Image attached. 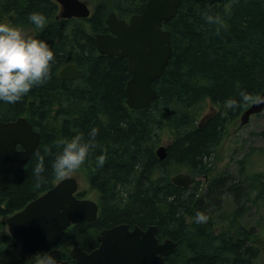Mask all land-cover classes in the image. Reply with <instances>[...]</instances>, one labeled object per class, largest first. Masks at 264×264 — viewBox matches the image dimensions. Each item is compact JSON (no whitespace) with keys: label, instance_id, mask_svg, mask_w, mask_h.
I'll return each mask as SVG.
<instances>
[{"label":"trees","instance_id":"obj_1","mask_svg":"<svg viewBox=\"0 0 264 264\" xmlns=\"http://www.w3.org/2000/svg\"><path fill=\"white\" fill-rule=\"evenodd\" d=\"M140 3L96 0L88 17L61 18L54 0H0V23L32 29V37L45 41L55 57L45 84L18 103L0 101V120L24 116L39 133L22 170L11 172L0 188V264H35L36 256L20 253L19 242L5 230V218L55 183L51 165L60 151L55 141L71 139L77 131L87 139L92 127L99 129L97 147L82 168L98 214L65 229L57 244L62 259L72 261L73 246L86 252L96 248L99 230L119 223L141 229L155 225L159 241L175 243L166 264H254L264 254V226L257 231L239 222L248 209L264 207V171H222L205 185L194 180L187 187L170 180L180 171L205 174L227 128L249 105L233 111L225 102L239 101L241 90L258 96L264 89V0H181L163 24L171 53L152 82L156 96L145 108L131 109L125 103L126 59L98 53L94 34L106 30L110 12L128 17L140 11ZM205 11L219 15L223 24L206 22ZM31 12L45 16L43 27L28 19ZM69 62L83 71L81 77L57 76ZM207 101L212 109L201 116ZM160 144L165 145L161 159L155 154ZM36 151L45 166L39 186L33 175ZM99 155L107 157L103 167H97ZM85 196V190L76 192ZM197 211L208 217L206 222H197Z\"/></svg>","mask_w":264,"mask_h":264},{"label":"water","instance_id":"obj_2","mask_svg":"<svg viewBox=\"0 0 264 264\" xmlns=\"http://www.w3.org/2000/svg\"><path fill=\"white\" fill-rule=\"evenodd\" d=\"M59 6L56 17H87L90 10L82 0H55ZM181 0H143L140 12L127 21L110 12L105 18L106 33H95L96 50L100 54L126 59L130 76L125 84V103L131 109L145 108L156 96L152 82L163 72L170 57V32L162 28L177 11ZM83 71L74 63L64 64L57 72L62 79L79 78ZM264 98V89L259 93ZM264 103L249 104L239 116V125L247 123L252 114L259 113ZM39 133L24 116L0 120V188H5L10 174L21 171L36 150ZM159 159L165 155V145L155 150ZM173 184L186 187L193 181L188 173H175ZM77 179L67 176L56 181L48 190L5 218L7 232L19 242L22 254L37 255L44 249L57 264H166L164 257L175 243L159 241L157 227L145 229L127 223L101 228L96 236L98 245L89 252L74 246L69 255L72 262L61 258L57 246L67 226L78 220L91 222L98 205L90 198H78Z\"/></svg>","mask_w":264,"mask_h":264},{"label":"clouds","instance_id":"obj_3","mask_svg":"<svg viewBox=\"0 0 264 264\" xmlns=\"http://www.w3.org/2000/svg\"><path fill=\"white\" fill-rule=\"evenodd\" d=\"M202 16L210 24H223L219 15L205 11ZM28 19L35 26L43 27L46 18L42 13L31 12ZM54 59V53L45 41L26 36L20 27L0 23V101L18 103L34 86L45 84L50 79ZM239 97V101L228 99L225 107L235 111L247 104L264 103V98L253 96L244 90L239 92ZM98 134L99 129L92 127L87 139L82 132L77 131L71 139L56 140L55 145L60 151L55 154L51 165L53 175L57 179H64L78 170L86 162L90 151L97 147ZM44 151L45 154H50L49 149L45 148ZM34 155L37 162L33 175L39 186L44 180V156L39 151ZM106 159V155H99L96 158L97 167H103ZM207 219L204 213L196 212L197 222L203 223ZM35 256V264H57V260L50 253H39Z\"/></svg>","mask_w":264,"mask_h":264},{"label":"rangeland","instance_id":"obj_4","mask_svg":"<svg viewBox=\"0 0 264 264\" xmlns=\"http://www.w3.org/2000/svg\"><path fill=\"white\" fill-rule=\"evenodd\" d=\"M84 1L92 11L96 0ZM23 32L26 36H33L32 29ZM211 109V104L208 101L205 102L200 115L209 113ZM227 131L228 133L217 144L215 151L209 158L208 171L205 174L194 176V180L199 181L200 185H205L210 176L222 171H226L230 175L264 171V108L259 113L252 114L244 125H239L238 118L232 126L227 128ZM70 176L77 179L78 190L86 191L85 197L96 200L95 192L89 188L82 166ZM239 222L246 227H254L255 230H260L264 226V207L261 205L258 208L248 209ZM254 264H264L262 252Z\"/></svg>","mask_w":264,"mask_h":264},{"label":"flooded vegetation","instance_id":"obj_5","mask_svg":"<svg viewBox=\"0 0 264 264\" xmlns=\"http://www.w3.org/2000/svg\"><path fill=\"white\" fill-rule=\"evenodd\" d=\"M141 2H142V0H141ZM140 4H141V3H140ZM128 18H129V16H128V17H122V19H124L125 21H127ZM106 32H108V29H107V28H106V30H105L104 32H102V33H106Z\"/></svg>","mask_w":264,"mask_h":264}]
</instances>
